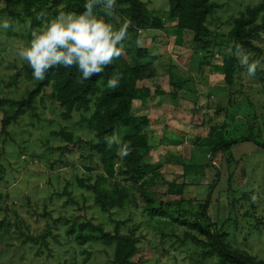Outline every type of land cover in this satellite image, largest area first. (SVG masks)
<instances>
[{"label":"rangeland","instance_id":"374dc122","mask_svg":"<svg viewBox=\"0 0 264 264\" xmlns=\"http://www.w3.org/2000/svg\"><path fill=\"white\" fill-rule=\"evenodd\" d=\"M143 1L151 17L166 23L163 29L138 31L154 74L138 84L155 94L134 101L135 113L150 120L145 129L151 150L142 163L158 168L140 174L137 182L117 179L132 193L147 179L155 203L179 199L166 191L172 181L184 183V208L199 213L209 197V214L218 231L228 232L233 248L264 261V33L255 40L261 52H249L250 62L261 59L255 76H248L239 62L229 86L217 70L223 64L221 54L231 51L220 44L229 41L234 17L264 0H211L220 5L207 20L213 56L194 42L193 32L184 31L181 37L172 32L169 0ZM45 2L43 23L33 27L16 0H0V23L7 19L13 25L0 27V97L20 99L38 86L40 80L27 76L28 64L18 51L29 45L31 31L56 17L55 10L69 12L66 0ZM126 8L117 0L112 17L95 11L118 29L127 21ZM178 79L183 86L172 94ZM51 90L41 91L34 112L4 130L0 112V264H111L115 245L100 240L97 226L112 233L118 227L137 239L132 264H216L217 256L205 254L211 246L204 234L194 232L202 242L185 241L186 227L167 216L150 218L141 207L103 210L97 194L79 185L80 179L86 185L98 181L110 189L116 179H100L102 172L94 169L98 157L88 144L69 143L54 134L72 132L74 141L95 139L81 123L89 114L75 112L64 119ZM118 135L122 139L123 129ZM241 138L245 140L210 157L215 147L207 139L223 144Z\"/></svg>","mask_w":264,"mask_h":264},{"label":"trees","instance_id":"16d2710c","mask_svg":"<svg viewBox=\"0 0 264 264\" xmlns=\"http://www.w3.org/2000/svg\"><path fill=\"white\" fill-rule=\"evenodd\" d=\"M119 1L127 4L126 20L131 22L128 39L124 41L123 54L111 65L106 66L99 76H93L83 83L77 81L79 73L76 67H61L46 74L45 79L40 80L36 88L28 90L20 99L0 97V112L4 115L1 120L2 130L27 112H34L38 95L41 91L46 92L47 87H51L49 96L59 103L64 119L71 118L75 112L89 114V116L82 117L81 123L94 133V140L79 139L74 141L72 132L61 131V133L54 134L62 135L69 143L88 144L98 157L94 169L102 172L103 175L100 176V179H116L110 189L100 187L98 181L92 185H86L83 180H79V185L82 188L92 190L97 194V201L103 210L132 205L141 207L150 218L167 216L173 222L186 227L183 240L191 239L195 242H202L194 232L202 233L208 237L210 240L208 245L211 248L205 254L217 256L216 264H264L263 260H258L247 251L233 248L232 242L228 240L227 231L222 229L218 231L209 214V197L202 211L193 213L190 209L184 208V183L172 181L166 191L167 195H177L179 199L161 200L155 203L146 189L150 184L147 179L135 187V193L130 191L128 184L117 179V177H124L129 182H137L140 174L148 175L158 168L156 165L142 163L144 156L148 155L151 150L149 135L145 129L150 120L148 116L135 113L134 101H146L155 93L150 87L138 84L140 80L154 74L150 66L151 60L145 55V51L137 46L136 40L138 31L142 29L166 28L163 19L150 16L143 0ZM85 2L86 0H66V10L79 14L83 12ZM17 4L21 5L24 16L31 17L33 27L43 23L40 17L44 16V7L47 5L45 0H16ZM219 6L218 3L211 0H169V18L174 24L172 32L179 37L184 31L193 32L194 42L203 51L209 50L210 55L213 56L215 46L211 47L212 41L208 40L211 30L207 20ZM8 10L11 14L16 13L15 8H8ZM17 14L20 15L19 12ZM53 14L57 16L59 11L55 10ZM263 14L264 1L247 5L234 17L233 25L229 31V41L219 43L221 46L229 45L231 50L229 54L224 52L221 54L223 64L217 66V70L224 74L229 86L233 84V77L240 66V61L236 56V46H240L246 53L261 52L260 47L255 45V40L261 38L264 33V19L260 22ZM218 52H221V49H218ZM206 59L208 60V58ZM25 72L28 77L33 78L28 65L25 66ZM114 75H120L122 78L117 88L110 89L107 87V81ZM181 86H183L181 79L175 81L172 94H177ZM156 92H159V89ZM121 129H123L121 142L130 145V155L124 158L117 155L116 145L109 149L105 141V137L114 133L118 134ZM244 140L245 138L235 139L222 144L221 141L214 142L207 139V144L215 147L211 151L210 157H214L219 149L226 150ZM89 169H93V167ZM95 229L101 232L99 238L104 244L115 245L111 264H132V258L138 250L137 239L133 235L121 233L118 227L113 233L104 231L100 226ZM91 238L93 237L91 236Z\"/></svg>","mask_w":264,"mask_h":264},{"label":"clouds","instance_id":"9594fccd","mask_svg":"<svg viewBox=\"0 0 264 264\" xmlns=\"http://www.w3.org/2000/svg\"><path fill=\"white\" fill-rule=\"evenodd\" d=\"M116 6L117 0H86L84 11L79 14L60 12L39 29L31 31L29 45L21 47L18 56L27 62L36 80H44L46 74L61 67H76L79 83L99 76L106 66L123 54L131 22L126 21L117 29L95 9L99 8L105 16L112 17ZM0 27L8 30L13 25L5 19ZM136 44L142 47V38H138ZM236 56L248 76H255L261 59L250 62L251 53L244 52L240 46H236ZM121 78L120 75L110 77L107 87L117 88ZM105 141L109 149L117 146V155L121 158L130 155L129 143H122L118 134L105 137Z\"/></svg>","mask_w":264,"mask_h":264},{"label":"water","instance_id":"95a60500","mask_svg":"<svg viewBox=\"0 0 264 264\" xmlns=\"http://www.w3.org/2000/svg\"><path fill=\"white\" fill-rule=\"evenodd\" d=\"M215 234V233H214Z\"/></svg>","mask_w":264,"mask_h":264}]
</instances>
